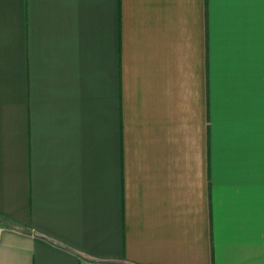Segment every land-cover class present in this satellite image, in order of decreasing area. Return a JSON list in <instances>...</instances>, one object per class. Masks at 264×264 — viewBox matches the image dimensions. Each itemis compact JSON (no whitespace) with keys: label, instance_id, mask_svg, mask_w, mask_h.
<instances>
[{"label":"crops","instance_id":"obj_1","mask_svg":"<svg viewBox=\"0 0 264 264\" xmlns=\"http://www.w3.org/2000/svg\"><path fill=\"white\" fill-rule=\"evenodd\" d=\"M0 264H264V0H0Z\"/></svg>","mask_w":264,"mask_h":264},{"label":"built area","instance_id":"obj_2","mask_svg":"<svg viewBox=\"0 0 264 264\" xmlns=\"http://www.w3.org/2000/svg\"><path fill=\"white\" fill-rule=\"evenodd\" d=\"M1 233H2V228L0 227V237H1Z\"/></svg>","mask_w":264,"mask_h":264}]
</instances>
